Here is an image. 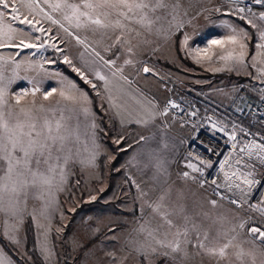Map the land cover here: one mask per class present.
Masks as SVG:
<instances>
[{"label": "rangeland", "instance_id": "374dc122", "mask_svg": "<svg viewBox=\"0 0 264 264\" xmlns=\"http://www.w3.org/2000/svg\"><path fill=\"white\" fill-rule=\"evenodd\" d=\"M12 2L21 18L39 21L35 27L50 29V34L13 21L7 14L10 9H0L6 13L0 24L16 30L12 43L46 42L39 49L0 47V88L5 92L0 124L7 122L14 129L21 124L27 132L30 123L40 130L49 121L57 135L60 121L59 134L66 137L71 159L67 163L62 159L54 171L42 167L44 176L34 177L23 163L10 177L0 169V240L9 249L4 251L0 244V264H34L24 248L26 218L42 264H264V241L248 230L250 219L226 203V211L216 213L218 203L211 204L203 190L178 178L172 161L167 164L171 146L181 139L164 126L152 99L201 93L228 106L239 82L263 85L264 90V47H257L264 45L260 38L264 20L237 13L225 0H179L178 7H173L176 0H166V9L148 12L155 21L151 26L124 20L117 9L84 7L97 0ZM56 4L60 7L54 9ZM71 4L78 11L67 6ZM102 11H109L107 19L113 24L120 19L126 27L100 28L80 15L88 12L95 17ZM135 11L139 19L141 13ZM47 16L59 23H51ZM233 35L236 43L228 41ZM241 52L242 63L237 61ZM230 53V58L220 59ZM65 56L75 67L91 70L89 79L96 89L64 63ZM109 60L115 63L106 65ZM145 67L149 72L143 71ZM95 71L106 77L107 88L94 78ZM211 90L224 93L227 104L211 100L205 93ZM47 92L52 95L45 99ZM169 126L187 132L174 121ZM15 131L19 135L20 130ZM21 139L27 141L26 136ZM21 171L24 174L17 175ZM194 188L206 195L216 214L196 206ZM157 204L161 207L154 211ZM200 243L203 247H194Z\"/></svg>", "mask_w": 264, "mask_h": 264}, {"label": "built area", "instance_id": "2783aa9c", "mask_svg": "<svg viewBox=\"0 0 264 264\" xmlns=\"http://www.w3.org/2000/svg\"><path fill=\"white\" fill-rule=\"evenodd\" d=\"M231 4V0H225ZM235 8L244 7V15H256L264 12V3L253 4L251 0H243V3L234 4ZM252 11L248 12L247 9ZM205 95V94H203ZM201 93L193 96H168L161 101H153L157 107V112L164 123V126L180 137V147L172 159V168L178 178L186 180L203 190L209 201L216 203H226L242 211L246 218H249L247 228L258 227L264 231V184L259 181L264 180V166H262L253 152L252 161L255 168H246L244 165L235 164L238 149L245 144L252 145L264 143V90L263 85L253 86L247 82H239L234 90L233 100L228 106H220L203 97ZM176 105V107H173ZM194 113V115H193ZM174 121L178 125L185 127L187 132L181 133L171 129L169 124ZM254 128L260 131L257 133ZM223 129V131H221ZM241 129L243 131H241ZM225 132L236 133V149H233V141L228 140ZM211 148L214 150L206 151ZM230 154H232L230 156ZM225 157H229L232 168L225 165L224 170L220 168V163ZM247 160V152L244 154ZM211 160L212 168H207L200 164V160ZM197 164L202 169L200 172H193L186 165L188 162ZM237 171V175L232 177L234 184L231 191L226 188L216 189L211 185L212 179L222 180L226 171L230 175L232 171ZM187 171L189 177L185 178L183 172ZM195 178V179H193ZM246 181H255L248 183ZM200 182H204L201 186ZM243 193H247V203L241 199ZM236 200L233 204L230 201ZM212 204V203H211ZM255 205V207H252ZM254 216L257 219L254 218Z\"/></svg>", "mask_w": 264, "mask_h": 264}, {"label": "snow or ice", "instance_id": "6c2138e0", "mask_svg": "<svg viewBox=\"0 0 264 264\" xmlns=\"http://www.w3.org/2000/svg\"><path fill=\"white\" fill-rule=\"evenodd\" d=\"M233 4H240L243 3V0H231ZM253 4H262L264 3V0H251ZM179 0H176V4L173 5V7H178ZM68 7L73 8L74 11H78V6L71 4L67 5ZM60 5L56 4L53 5L54 9L59 8ZM84 7L87 9H92L95 11V9H117L118 15L120 17H123L124 20H127L129 22L135 21L136 23H139L141 25L147 24L148 26H151L155 21H153L148 16V12H155L157 9H166L168 7V3L166 0H97L95 4L93 3H85ZM0 9L3 10H9L7 13L11 20L16 21L18 20L20 24H28L32 25L34 30L36 32H43L45 34H50V29L45 30L42 27L36 28L35 23H39V21H36L34 23L33 20L29 19L27 16L21 18L19 15V9L14 6V2L12 0H0ZM122 9H126L127 11H123ZM139 10L141 15L139 19H136V11ZM147 10V12L145 11ZM237 13H244L246 9L244 7H238L235 9ZM248 12H251L252 9L248 8ZM129 13H132L130 16ZM5 11H0V17H3L5 15ZM80 15L88 17L89 22L92 25H96L100 28H108L109 26L112 27H119L124 28L126 25L121 23L120 19H117L115 23L113 24L111 21H109L107 18L110 15L109 11H102L97 16L93 17L88 12H81ZM100 17H103L104 19H101ZM67 18V17H66ZM260 20H264V12L259 13ZM47 19L51 21L53 24L59 23V21L54 20L51 16H47ZM156 19H160V17H156ZM240 19H245L244 16H240ZM249 24L252 25L253 28L256 27L254 23H252L251 20L247 21ZM79 26V25H77ZM16 30L12 28V26L9 25H2L0 24V47H12V48H43L45 46V41H41L39 44L37 43H26L23 39L19 41V43H12L14 36L12 35ZM67 31V29H65ZM3 37H7V42L3 41ZM260 38L264 39V32L260 33ZM40 37H36V40H40ZM49 39L54 40L55 37L49 35ZM77 41L80 43H83V41L79 40V37H76ZM117 40H119V37H117ZM228 41L230 43H236L237 39L236 36H229ZM186 43V40H185ZM211 43L213 45H221L222 42L218 40H212ZM51 47L56 49L57 51H62L61 49H58L56 47V44H52ZM245 47L244 44H240V48L243 49ZM257 47H264V45H257ZM131 51V49H129ZM199 49H197V53H199ZM35 54V53H33ZM19 55V53H17ZM99 53H97V56ZM243 52L240 53V55L237 57V61L242 63L243 62ZM231 57V53L228 57L221 56L220 59H228ZM195 58V57H194ZM0 59H3V57H0ZM100 59H103L101 57ZM199 62V61H197ZM64 63H67L69 65H72V61L65 56L64 57ZM106 65H113L114 61H104ZM131 63L130 60H126L125 64ZM72 70L80 76V78L84 81L85 84H90L93 89H96L97 85L93 83L91 79H89L88 72L91 70H82L81 68H77L74 65H72ZM119 71V70H118ZM145 73L149 72V69L145 67L143 69ZM115 75V73H114ZM94 78L99 81L105 82V88H107V80L104 75L100 73V71L94 72ZM39 91V88H36L33 90V95L35 92ZM55 91V89H53ZM99 95V92L97 93ZM5 95L4 89L0 88V103H3V97ZM52 95V92L45 93V99L48 98V96ZM61 96H65L64 92L60 93ZM82 96L85 100H87V94L82 93ZM69 99L75 100V97H66ZM111 99V97H109ZM17 103H19V98H17ZM173 107H176V105H173ZM83 111L87 112L88 109L84 108ZM194 115V113H193ZM62 127L60 121H56V132L57 135H53V129L51 126V123L49 121H45V124L42 129L37 130V126L35 123H30L28 125V131L23 132V126L21 124L15 125V129H19L20 133L17 135V132L14 128H10L7 122H3L0 124V129H3V133L0 134V161H3L4 164L0 165V169L4 170L5 177H10L14 168L19 166L21 163L24 164L27 172L31 173L34 177L35 176H44V172L41 171L42 167H46L47 171H54L55 167H58L60 164V161L63 159L64 163H67L71 159V149L68 148L66 150V137L59 134L60 128ZM93 127H96L95 124H93ZM46 129V134L45 130ZM223 131V129H221ZM241 131H243L241 129ZM225 135L228 136L229 141H233L232 144L233 149H236L237 144L236 142V133L233 132L232 134H229L225 132ZM26 136L27 141H24L21 139V137ZM5 141H7L5 143ZM116 143L119 144L120 140L117 139ZM11 145V148L9 149L8 145ZM206 151H212L214 154V150L211 148L206 149ZM247 152L248 159L246 160L244 158V154ZM253 152L256 153V156L262 166H264V143L252 145L251 147L247 144H245L243 147H240L238 149L237 159L235 160V164L237 165H244L246 168H255V163L252 161ZM14 153H19L18 155H14ZM22 154V155H20ZM232 154H230L231 156ZM55 161V164L53 163ZM229 157H225L224 162L220 163V168L223 171L225 168V165L227 164L229 168H232V165L228 162ZM200 164L204 165L207 168H212L213 162L209 160H200ZM6 166V167H4ZM188 168H191L193 172H200L202 174V169L197 165L193 164L190 161L186 165ZM237 171L239 169L232 171L231 175L228 172L223 173V178L221 181L218 182L217 179L211 180V185L214 186L213 192H216V189L220 188H226L227 190L231 191L233 187H238V185L234 184V181L232 177L237 175ZM24 173L18 172L17 175H23ZM183 176L185 178L189 177V173L187 171L183 172ZM195 179V178H193ZM248 183H252L255 181H246ZM201 186H203L204 182H200ZM260 184H264V180L259 181ZM247 193H243L241 196V199L244 200L245 203H247ZM161 201L164 199V197H160ZM233 204H236V200L230 201ZM211 203L213 205L216 204L215 200H212ZM151 206V205H150ZM161 207L160 204H157L154 211L158 210ZM252 207H255L253 205ZM264 211V210H262ZM168 224H171V221H167ZM243 227V225H241ZM143 230V227L141 228ZM250 232L253 234H258L257 238L264 241V231H261L258 227H253L250 229ZM179 234V233H178ZM179 245L177 244L173 251L178 250ZM194 247H203V244L200 243L198 245H194ZM227 245H225V248ZM214 251V250H210ZM224 249H220V254L223 255Z\"/></svg>", "mask_w": 264, "mask_h": 264}, {"label": "crops", "instance_id": "0c3cea01", "mask_svg": "<svg viewBox=\"0 0 264 264\" xmlns=\"http://www.w3.org/2000/svg\"><path fill=\"white\" fill-rule=\"evenodd\" d=\"M124 79V78H123ZM126 80V79H125ZM127 81H129V80H127ZM213 90H211V91H208V92H205L206 94H207V96L211 99V100H213V101H217L218 103H220V104H227V103H225L226 102V98H225V94L224 93H220V92H216V93H214L213 94V92H212ZM226 94H228V93H226ZM149 97V96H148ZM150 98V97H149ZM150 100H151V98H150ZM152 101V100H151ZM153 102V101H152ZM154 103V102H153ZM155 105V104H154ZM179 145H180V142H178V143H176L175 145H173V146H171V148H170V150H169V154H167V159H165V161H167V164H171V161H172V159H173V157H174V155H175V153H176V151L178 150V148H179ZM194 194H195V197H197L196 198V200H198L197 201V205L196 206H199V209H201L200 207H202L203 209H208L212 214H214L215 212L217 213V212H225L226 211V209L228 208V206L227 205H225V204H217L215 207H214V209H213V211H215V212H212V210H211V207L208 205V203H207V197H206V195L201 191V190H199V189H197V188H194ZM210 212H208V213H210ZM215 213V214H216ZM218 215L220 216V214L218 213ZM224 219V218H223ZM209 222H210V220H209ZM219 225H218V227H219V229H220V221H219V223H218ZM208 228H210L211 229V225H208ZM262 260V257H258V261L260 262Z\"/></svg>", "mask_w": 264, "mask_h": 264}, {"label": "trees", "instance_id": "16d2710c", "mask_svg": "<svg viewBox=\"0 0 264 264\" xmlns=\"http://www.w3.org/2000/svg\"><path fill=\"white\" fill-rule=\"evenodd\" d=\"M24 237H25L24 248H25L26 252L29 254V256L32 259V261L34 262V264H42L38 254L36 253V250H35L33 229H32V224H31V221L29 218H26L25 222H24ZM0 244L3 248V250L8 252L7 251V249H8L7 243L0 240Z\"/></svg>", "mask_w": 264, "mask_h": 264}]
</instances>
